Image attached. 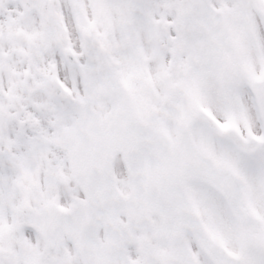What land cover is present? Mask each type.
I'll return each instance as SVG.
<instances>
[{
  "label": "snow or ice",
  "instance_id": "snow-or-ice-1",
  "mask_svg": "<svg viewBox=\"0 0 264 264\" xmlns=\"http://www.w3.org/2000/svg\"><path fill=\"white\" fill-rule=\"evenodd\" d=\"M0 264H264V0H0Z\"/></svg>",
  "mask_w": 264,
  "mask_h": 264
}]
</instances>
